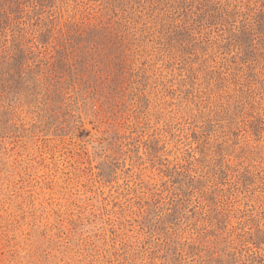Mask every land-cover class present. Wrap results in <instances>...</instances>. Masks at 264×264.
I'll return each mask as SVG.
<instances>
[{
  "label": "rangeland",
  "instance_id": "obj_1",
  "mask_svg": "<svg viewBox=\"0 0 264 264\" xmlns=\"http://www.w3.org/2000/svg\"><path fill=\"white\" fill-rule=\"evenodd\" d=\"M0 264H264V0H0Z\"/></svg>",
  "mask_w": 264,
  "mask_h": 264
}]
</instances>
